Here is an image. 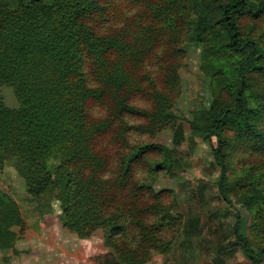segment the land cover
Masks as SVG:
<instances>
[{
    "label": "trees",
    "instance_id": "16d2710c",
    "mask_svg": "<svg viewBox=\"0 0 264 264\" xmlns=\"http://www.w3.org/2000/svg\"><path fill=\"white\" fill-rule=\"evenodd\" d=\"M184 4L185 0L155 5L149 0H0V87H9L18 103L17 109H10L0 95V171L16 172L26 194L41 207V218L51 213L48 205L56 201L61 228L77 239L102 231L104 246L121 264H145L163 255L173 241L170 233L177 229L179 218L172 216L176 204L162 214V195L152 190L161 172L172 177L181 170L177 154L135 137L153 136L172 119L171 103L159 92L147 66L156 65L155 52L164 41H180L176 21L183 15L176 6ZM133 5L140 16L127 21V9ZM188 7L191 41L210 39L219 53L234 60L232 103L197 114L188 139L176 125L173 145L186 141L193 147L195 139L215 138L218 192L236 219L231 245L240 247L252 264H264V249L247 234L264 211V175L254 178L237 202L249 218L243 234L240 209L228 196L224 154L226 128L264 146L259 130L264 126V90L259 95L263 104L256 106L249 84L253 74L264 80V49L258 40L242 37L237 22L243 16L264 17V0H188ZM143 15L149 16L148 24ZM169 68L164 89L177 82L176 72ZM153 94L151 100L159 109L148 112L131 105L133 98L150 99ZM165 104L168 108L163 109ZM96 109L107 116L95 118ZM127 118L140 123L130 124ZM104 138L109 139L106 144ZM157 156L151 167L148 161ZM25 224L16 202L0 192V251L18 254L15 245L25 237Z\"/></svg>",
    "mask_w": 264,
    "mask_h": 264
},
{
    "label": "rangeland",
    "instance_id": "374dc122",
    "mask_svg": "<svg viewBox=\"0 0 264 264\" xmlns=\"http://www.w3.org/2000/svg\"><path fill=\"white\" fill-rule=\"evenodd\" d=\"M43 1L50 3V0ZM159 1L162 0H149V4L155 5ZM176 1L179 4V0ZM176 7L178 10L182 8L183 19L180 17L176 21L180 27L177 40L181 42L174 45L164 41L162 47L155 52L156 65L147 66L155 75L159 92L171 103L169 115H172V119L163 123L160 126L163 129L153 136L145 134L136 136L135 140L176 152L181 170L172 177L161 172L160 177L152 184V190L162 195V214L175 203L172 216L179 219L176 232L170 233L173 241L169 249L145 264H252L240 247L231 245L234 241L232 227L236 219L233 209L218 192L220 170L212 156V149L216 146L215 138L208 141L195 139L193 147L186 141L176 147L173 145L176 125L181 126L184 138L188 139L190 124L197 114L221 109L232 103L229 88L232 79L230 72L234 66L232 57L218 52L216 42H211L210 39L199 43L191 41L186 25L190 19L188 0H185L184 5ZM137 11L136 5L129 7L127 21H134L136 16H140ZM142 20L148 24L149 16L143 15ZM237 22L241 36L258 40L264 49V17L253 19L243 16L238 17ZM167 67L176 72L177 82L164 89L167 86L164 76ZM249 84L250 94L255 96L253 104L262 105L263 99L259 95L264 90V80L258 74H253ZM143 85L149 88L146 83ZM150 93L152 94V90ZM0 95L8 108H18L9 87H0ZM153 98L154 94L150 99L146 96L135 97L131 105L139 110L152 112L160 107L155 106L151 100ZM163 106V109L168 108L167 104ZM106 116L103 110H94L95 118ZM127 121L130 124L140 123L131 118H127ZM259 130L264 135V126ZM245 138L247 137L233 129L224 130V154L229 168L228 196L234 206H237L246 189L250 188L252 180L264 175V146ZM108 140L104 138L102 144H106ZM104 155L107 157L105 153ZM159 158L153 157L148 161L149 165L155 166ZM0 192L16 202L27 228L26 238L17 244L20 255L13 258L10 251H0V264H121L113 251L104 246L102 231L87 240H79L61 228L60 209L56 201H51L48 205L51 213L41 218V207L26 194L22 180L13 169L0 171ZM237 208L240 209L244 234L249 224L248 214L244 209ZM247 234L256 247L264 249V211L256 215L253 227ZM168 235L164 238H168Z\"/></svg>",
    "mask_w": 264,
    "mask_h": 264
},
{
    "label": "crops",
    "instance_id": "0c3cea01",
    "mask_svg": "<svg viewBox=\"0 0 264 264\" xmlns=\"http://www.w3.org/2000/svg\"><path fill=\"white\" fill-rule=\"evenodd\" d=\"M25 238H26V237H25ZM17 244H18V242H17L16 245H15V249H16V251L18 252V255H13V258H14L15 256H19V255H20V252L17 250V246H18ZM13 258H12V259H13Z\"/></svg>",
    "mask_w": 264,
    "mask_h": 264
}]
</instances>
